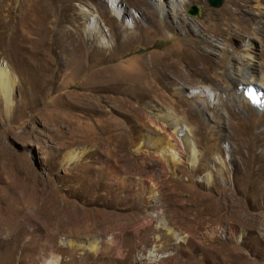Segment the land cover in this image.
Segmentation results:
<instances>
[{"label":"rangeland","instance_id":"374dc122","mask_svg":"<svg viewBox=\"0 0 264 264\" xmlns=\"http://www.w3.org/2000/svg\"><path fill=\"white\" fill-rule=\"evenodd\" d=\"M42 1L51 16L41 13L37 28L20 0H0V64L16 80L7 115L0 104V264H264V109L242 103L236 80L246 71L264 78V5L185 4L181 20L206 34L218 33L227 11L244 32L212 51L221 73L206 86L215 101L191 100L192 86L182 85L171 119L153 95L169 91L149 68L159 76L161 64L175 60L185 70L196 59L189 52L205 49L191 27L132 0L134 41L115 46L119 21L85 0L74 12L98 9L108 47L92 51L79 32L72 50L57 31L70 27L67 4L79 1ZM194 5L199 14L189 16ZM174 118L194 158L179 146ZM163 146L180 161L165 158ZM204 173L209 183L200 180ZM221 227L232 238L216 236Z\"/></svg>","mask_w":264,"mask_h":264},{"label":"bare ground","instance_id":"6f19581e","mask_svg":"<svg viewBox=\"0 0 264 264\" xmlns=\"http://www.w3.org/2000/svg\"><path fill=\"white\" fill-rule=\"evenodd\" d=\"M77 1L79 2H75L71 4L70 1L67 4V9L70 11V14L66 16H67V22H69L70 27H66V26L63 27L59 33L57 31L58 36H63L64 39L67 41L68 46H71L72 50H74L80 45V43L78 44V38H77L78 36L75 37L74 34L78 35V33L80 32L81 34L82 33L84 34L85 37L84 41L89 43V45L92 47L91 48L92 51L98 48H100L101 51L107 50L106 47H108L109 40L108 39L105 40L106 37L103 36V30L101 32L99 28L101 24L97 20L98 16H96L98 9L95 10L97 12H94L93 11L94 8H91L90 6L89 11L79 10L77 13H75L74 12L75 8L73 5H76V3L86 4L84 2L85 0H77ZM94 1H96L97 4L100 5V7L101 5H104V8L108 13L107 14L108 20L119 21L118 24H120V28L118 30V33H116L115 36L112 37L114 42L117 43L115 46H119L122 43L129 44L132 41H134L133 40L134 30L136 28V23L138 24V20L137 21L134 20V17H132V13L130 12L129 8L132 7L134 9L136 3H134L132 0H94ZM148 1L151 3L153 8L156 9L160 17L169 16V12L171 13L174 12L176 14L177 19L180 20L179 21L180 23L176 21L177 24H182L184 25V27H189V28L191 27L192 31L195 33L194 36L197 38L196 44H202L205 47L204 49L205 54H203L204 52L203 51L202 53H199L197 56H195L193 55L194 53L189 52L188 56H194L196 59L194 60L189 59V61L185 60L187 61L185 62L186 65L183 67V69L185 70H181L180 62H177L175 60H170L169 62H163V64H161L159 68L160 70L159 76H156V71L153 69L154 68L153 64L149 68L150 70L149 73L152 75L153 80L162 83L164 88L169 91V96L163 97V95L157 89H154L153 86H151L153 85V80H151V78H148L147 81H144L145 83L143 85L145 86L148 83L147 86L145 87H148V90L150 91L151 94L154 92L153 95L159 99L161 103L160 107L162 109H167V110L169 109L168 115L166 114L163 116L173 118L174 114L170 112V110H172L170 108H173L172 105L174 103L176 104L175 99L176 97H178L177 95H179V90L181 89L182 85L183 86L188 85L189 87L192 86V88H190L187 94V96L191 100H193L194 96H197L198 98L205 99L206 101H210V102L215 101V93L213 92L214 90L211 91L210 88L206 86V84L215 83V81L217 80L216 74L219 75L221 72L217 73V71L215 72L213 70L216 61H214V59L211 57V54L212 51L215 50L216 47H218L217 42L220 41L222 46L225 47L227 44L230 43L231 37L234 36L236 38H239L241 36L240 32L241 33L244 32L243 27H241L242 20L233 11H227L225 15L221 17L218 33L214 35L208 33L206 34V31H203L200 25L197 24V27L196 26L194 27V25L190 26V23L184 22L180 18L179 13H181V9L184 8L187 2L192 0H169L168 5L166 6L164 5L163 0H148ZM251 1L255 2L256 7L264 5V0H232V3L238 6H243ZM42 2H43L42 0H24V1L20 0V3L19 4L17 3L18 9L22 14L26 12H30L32 23L37 28H40L42 26V21H43L41 17L42 14L45 17L51 16L48 8L45 6V4H42ZM142 14L144 15V22H146V20L149 18V15L146 14L144 11H142ZM129 16L133 20L131 24L127 20ZM78 20H81L85 24V26L81 28L80 24L77 23ZM51 22L52 23L55 22V19H53V21ZM232 23H234V25H237L240 28H234L236 31L230 30ZM127 29H129V32H126ZM74 43H76V45H74ZM244 46L245 47L249 46V43L244 44ZM85 47L86 46H84V49ZM223 50L224 48H222L219 52L221 53L223 52ZM247 56L250 57L248 54ZM238 59H240V57ZM6 65L7 64L4 63L0 64V97H1L0 104L1 106H3V109L7 115L9 111H11L13 106L12 105L13 101L11 99V90L15 86L16 80L15 77L11 74V72L7 68L8 66ZM230 76L233 77L235 75L230 73ZM236 80L238 83V97L241 99L242 103L244 102L243 104L246 106L250 104L254 109L257 110L264 109V78L259 80L255 78L253 74H251L249 71H246L244 72L243 77L236 78ZM201 83L203 84L201 85ZM153 89L154 91L152 92ZM151 94L148 95L150 98L152 97ZM148 96H146L145 98H147ZM156 97H152V99ZM100 99H102V97H100ZM89 103L95 105L93 99ZM177 121L179 120H176L174 118L173 125L176 130L174 133L175 134L178 133V130L183 131L182 136H178L179 134H176L177 141L179 142V146H181V148L183 147L185 150L191 151L192 154H190V156H192L191 158H194L195 152L193 150V147H191L192 144L187 137V133H185L186 130H184L183 127H181L180 123ZM230 122L231 121H229V123ZM110 126L111 125H109L108 127ZM231 126H235V124L233 123ZM236 128L237 127L235 126V129ZM233 136L234 138L238 139L239 133L236 132ZM162 154L165 158L169 160L180 161V158L178 157V153L176 154L175 150L169 149L166 146H163ZM195 161L196 159H191V163L193 165L195 164ZM200 178L201 181H205L209 183L210 176L208 173H204ZM45 264H50V263L47 262Z\"/></svg>","mask_w":264,"mask_h":264},{"label":"water","instance_id":"95a60500","mask_svg":"<svg viewBox=\"0 0 264 264\" xmlns=\"http://www.w3.org/2000/svg\"><path fill=\"white\" fill-rule=\"evenodd\" d=\"M224 0H206V2L208 3V5L210 7L213 8H219ZM187 14L189 16H195L199 14V7L197 5L192 6L191 8H189Z\"/></svg>","mask_w":264,"mask_h":264},{"label":"built area","instance_id":"2783aa9c","mask_svg":"<svg viewBox=\"0 0 264 264\" xmlns=\"http://www.w3.org/2000/svg\"><path fill=\"white\" fill-rule=\"evenodd\" d=\"M222 229L219 230L220 235L215 234L216 236L222 238V239H230L232 238V234H229L226 230L225 227H221ZM222 232V233H221ZM226 233V236L224 235ZM234 240V239H233Z\"/></svg>","mask_w":264,"mask_h":264},{"label":"crops","instance_id":"0c3cea01","mask_svg":"<svg viewBox=\"0 0 264 264\" xmlns=\"http://www.w3.org/2000/svg\"><path fill=\"white\" fill-rule=\"evenodd\" d=\"M92 244H93V242H92Z\"/></svg>","mask_w":264,"mask_h":264}]
</instances>
